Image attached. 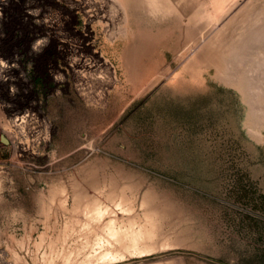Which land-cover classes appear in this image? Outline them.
Instances as JSON below:
<instances>
[{
  "label": "rangeland",
  "instance_id": "1",
  "mask_svg": "<svg viewBox=\"0 0 264 264\" xmlns=\"http://www.w3.org/2000/svg\"><path fill=\"white\" fill-rule=\"evenodd\" d=\"M80 1L0 0V264H264V0L229 26L240 0L181 26ZM145 219L153 250L106 243Z\"/></svg>",
  "mask_w": 264,
  "mask_h": 264
},
{
  "label": "bare ground",
  "instance_id": "2",
  "mask_svg": "<svg viewBox=\"0 0 264 264\" xmlns=\"http://www.w3.org/2000/svg\"><path fill=\"white\" fill-rule=\"evenodd\" d=\"M118 1V3L120 4V8L122 9H120L121 10V13H122V17L124 16V14L126 13V11L127 10H129L130 12H135V13H138V15H140L141 17H143V18H146V20L148 19V21H150V23H153V22H160L161 21V23H166L167 24V22H170L171 21V23H172V21H176L180 26L181 25H183L184 24V21H185V17H186V14H187V10L189 9V8H192L193 7V1H190V4L189 3H187V0H117ZM197 1V0H196ZM252 1H254V0H240V1H234V3L233 4H231V6H228V7H230L229 9H233V8H235L234 10H233V12H231V14L229 15V16H227L226 17V15L225 16H223L222 17V19L220 18V20H219V22H218V25H221L222 23L224 24V25H226L228 22H230V21H233V20H235V18H236V16L237 15H242V14H244L249 8V6L250 5H252ZM98 2H100V1H97V2H90V0H81L80 1V3H81V5H83V8L85 9V10H88V12H89V10H90V8H93L94 7V3H98ZM101 3V2H100ZM117 3V4H118ZM187 3V4H186ZM97 5V4H96ZM236 5V6H235ZM102 6V5H101ZM106 6V5H105ZM235 6V7H234ZM87 8V9H86ZM89 8V9H88ZM95 8V7H94ZM98 9V8H97ZM228 9V10H229ZM252 9V8H251ZM254 9V8H253ZM84 10V11H85ZM93 10V9H92ZM95 10V9H94ZM258 10V9H257ZM128 11V12H129ZM96 12V11H95ZM98 12H99V10H98ZM250 12H251V14L250 13H248V14H250V15H252V11L250 10ZM255 12L256 11H253V14L256 16V14H255ZM260 12V11H259ZM258 12V13H259ZM85 13H86V11H85ZM92 13H94V12H92ZM97 13V12H96ZM89 14V13H88ZM90 14H91V12H90ZM130 14V13H129ZM248 14H245L244 16V18H246L247 16L246 15H248ZM92 15V14H91ZM131 15V14H130ZM133 15V14H132ZM249 15V16H250ZM258 15L259 14H257V17H258ZM98 16V15H97ZM96 16V17H97ZM139 16V17H140ZM253 16V15H252ZM91 17V16H90ZM93 17H95L94 16V14H93ZM95 17V18H96ZM132 17V16H131ZM139 17H137V18H139ZM226 17V18H225ZM259 17H260V15H259ZM89 18V17H88ZM223 18H225V19H223ZM242 18V17H241ZM123 19H124V17H123ZM132 19V18H131ZM157 19H159V20H157ZM247 19V18H246ZM254 20V18L253 17H250V19L249 20ZM103 20V19H102ZM125 20V19H124ZM140 20V19H139ZM142 20V19H141ZM144 20V19H143ZM153 20V22H151ZM248 20V19H247ZM257 20V19H256ZM90 21V20H89ZM148 21H147V23H148ZM240 21V20H239ZM106 22V21H105ZM108 22V21H107ZM106 22V23H107ZM130 22V21H129ZM136 22H139L138 20L136 21ZM236 22H238V21H236ZM235 22V23H236ZM99 23L100 24H102L103 22H101V21H99ZM111 22H109L108 24H110ZM141 23V22H140ZM144 23V22H143ZM242 23H243V21H242ZM249 23V22H248ZM251 23H254V22H251ZM165 24V25H166ZM103 25L106 27V25L103 23ZM147 26H148V24H146ZM217 25V26H218ZM240 25V24H239ZM216 26V29L218 28ZM227 26H229L228 24H227ZM252 26V25H251ZM221 27H223V26H220L219 27V30L218 31H216L210 38H209V40L204 44L205 45V47H207L206 48V52H208V53H210V54H215L216 53V51H215V49L217 50V46H219V44H221L220 42H221V40H223V38H224V36L222 35V33H223V28H221ZM234 27V26H233ZM238 27V26H237ZM214 28V27H213ZM248 28V27H247ZM122 29H124V28H122ZM225 29V28H224ZM112 32V31H111ZM119 32V31H118ZM212 32H214V31H212ZM211 32V33H212ZM120 33V32H119ZM123 33V32H122ZM121 33V34H122ZM211 33H209V35L208 36H210L211 35ZM231 34V33H230ZM235 34H236V32H235ZM233 35V34H232ZM207 36V37H208ZM235 37V36H234ZM232 39V38H231ZM240 39V38H239ZM206 40V39H205ZM202 49V48H201ZM204 50V49H203ZM224 50V49H223ZM196 52V51H195ZM194 52V53H195ZM220 52V51H219ZM237 52V51H236ZM193 53V54H194ZM197 53V52H196ZM206 54V53H205ZM97 57V56H96ZM181 57V56H180ZM219 57V56H218ZM220 58V57H219ZM98 59V58H97ZM100 59H101V57H100ZM223 59V58H222ZM97 61H99V60H97ZM85 62V61H84ZM93 63V62H92ZM91 63V64H92ZM101 63H102V61H101ZM1 64V63H0ZM83 64H85V63H83ZM103 65H104V68L106 69V71L108 70H110L111 69V65L108 63V61H106V60H104L103 61V63H102ZM94 67H96V66H94L93 64L92 65H90V66H84V65H81V68H84L85 70H92ZM98 67V66H97ZM112 71V70H111ZM82 72V71H81ZM84 73V72H83ZM112 73V72H111ZM109 79V78H108ZM112 79V81L115 79L114 77H112L111 78ZM110 80V79H109ZM111 81V82H112ZM114 82V81H113ZM105 84H106V82H105ZM107 86V85H106ZM25 118V117H24ZM24 118L23 117H21V118H18V119H15V120H13V122L11 123V125H10V127L11 128H14V130H17V132L15 131V133H17L15 136H19L21 133H22V129H23V122H24ZM6 126H7V124H6ZM9 129V128H8ZM13 134V133H12ZM17 136V137H18ZM14 138V137H13ZM16 138V137H15ZM46 139V138H45ZM48 139V138H47ZM4 140V139H3ZM19 140V139H18ZM18 140H17V138L15 139V141L14 142H12V145H13V150H15V152L18 150V148L20 147L21 148V145H20V141H22V140H20L19 142H18ZM26 140V139H25ZM34 140V139H33ZM5 141V140H4ZM22 143H23V141H22ZM31 143V142H30ZM37 142H35V144H36ZM34 144V143H33ZM32 144V145H33ZM22 149L23 150H26V151H28V150H31L32 149V147H30L29 145H28V143H27V141L26 142H24V144H23V146H22ZM33 150V149H32ZM24 152V151H23ZM30 152V151H29ZM82 192V191H81ZM81 193H79V194H77L76 196L74 195L73 196V199H74V202H77V201H79V200H81L82 199V197H81V195H80ZM86 195V194H85ZM99 199V198H98ZM111 199V198H110ZM110 199H108V200H110ZM94 202H95V200H93ZM93 201H91V205H89L88 206V208H87V212H86V215H87V218H89L90 220H97L98 221V219L100 220V218L104 215V213H105V209H106V207L103 205V207H105V209L100 205V204H98V203H93ZM90 202V201H89ZM106 202H108V201H106ZM110 202V201H109ZM104 203V202H103ZM78 204V203H77ZM85 204V203H84ZM77 206V205H76ZM109 206V205H108ZM108 206H107V208H108ZM128 207V206H127ZM83 208V207H82ZM125 208H126V206H125ZM124 207L122 208V210L123 209H125ZM79 209V208H78ZM84 209V208H83ZM121 209V208H120ZM117 210V209H116ZM120 211V210H119ZM118 211V212H119ZM116 213V212H115ZM110 222V221H109ZM131 223H132V221H130ZM108 223V222H107ZM130 223V224H131ZM134 223V222H133ZM113 226H114V224H113ZM112 226V224L111 223H108L107 224V226H106V233H105V238L107 239L106 240V243H124V244H127L126 245V250H129V251H133V252H135V253H145V252H148V251H151V250H153L152 249V243L151 244H147L146 243V241L148 240V239H150L151 237H152V233H151V231H150V221H148L147 219H145V221L143 222V224H141V226H138V228H136V229H132L133 228V226H132V228H128V226H127V229H121V228H115V227H113ZM136 226V225H135ZM136 226V227H137ZM105 227V226H104ZM118 227V226H117ZM123 227V226H122ZM130 227V226H129ZM125 228H126V226H125ZM103 236V237H104ZM102 239V238H101ZM105 240V239H104ZM152 240H150V242H151ZM149 242V241H148ZM122 251V250H121ZM120 251V252H121ZM127 252V251H126ZM130 252V253H131ZM132 252V253H133ZM122 254V253H121ZM118 255V254H117ZM108 257V256H111V254L109 253H105L104 255H103V257Z\"/></svg>",
  "mask_w": 264,
  "mask_h": 264
}]
</instances>
